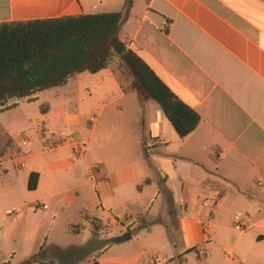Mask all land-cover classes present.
I'll use <instances>...</instances> for the list:
<instances>
[{
  "label": "crops",
  "instance_id": "obj_1",
  "mask_svg": "<svg viewBox=\"0 0 264 264\" xmlns=\"http://www.w3.org/2000/svg\"><path fill=\"white\" fill-rule=\"evenodd\" d=\"M102 12H122L119 39L200 121L180 138L157 102L122 85L115 63L34 101L9 99L17 105L0 112V261L21 264L42 249L30 264H101L93 222L109 220L140 231L143 254L145 239L157 241V264H185L191 248L202 264H264V191L255 186L264 182V0H0V23ZM107 107L136 134L101 136Z\"/></svg>",
  "mask_w": 264,
  "mask_h": 264
},
{
  "label": "trees",
  "instance_id": "obj_2",
  "mask_svg": "<svg viewBox=\"0 0 264 264\" xmlns=\"http://www.w3.org/2000/svg\"><path fill=\"white\" fill-rule=\"evenodd\" d=\"M130 3L127 0V6ZM122 19V12H102L0 23V112L17 105L8 103L9 99L34 101L37 92L63 86L75 74H93L115 63L127 73L128 88L139 101L154 100L180 138L189 134L200 117L119 39ZM37 178L36 173L29 175V190L36 187ZM135 221L140 222L139 227L149 228L142 217ZM95 227L93 223V238ZM129 236L130 231L113 241ZM77 250L83 252L86 246ZM41 257L42 249L21 264L41 262Z\"/></svg>",
  "mask_w": 264,
  "mask_h": 264
},
{
  "label": "rangeland",
  "instance_id": "obj_3",
  "mask_svg": "<svg viewBox=\"0 0 264 264\" xmlns=\"http://www.w3.org/2000/svg\"><path fill=\"white\" fill-rule=\"evenodd\" d=\"M115 73L119 76V80L121 81L122 85H126L128 87V75L124 71V69L120 68L119 66L115 65L114 69ZM77 76H74L71 78L68 82V85L65 87H57L56 89H60L62 91L65 89L70 88L73 85V82ZM45 95V94H43ZM44 97V96H43ZM42 98V96H41ZM23 105L27 106V109L30 111H35L38 107V103H29L23 102ZM104 115H109L110 118L108 121L100 124V135L101 136H107L111 138H117V137H124V136H132L136 134V130H131L127 128V121H125L123 118H121V115L119 114V117L116 115L115 112H113V109L111 107H107L105 109ZM148 221H152V217H147ZM95 224V236L96 242H94V248L96 252H100L102 255L100 258L101 264H123L120 258L124 255L130 256V260L127 264H157L158 258H161L159 255V252L161 251V248L156 245L155 242L157 241H149L145 239V253L143 254L141 249L139 248L138 244L135 242V239L140 238V243H143V235H140V231H131L130 232V239L124 240L122 242L115 243L113 240L115 238L121 237L123 238L126 233V228H121L120 224H110L106 225L105 222H93ZM138 225L140 222H137ZM132 223L130 227L133 225ZM171 227L174 228L175 224H171ZM118 236V237H117ZM236 237V234H233V238ZM89 248H91V245H89ZM107 248V249H106ZM106 250V251H105ZM226 253H231L230 250H228ZM197 253L194 251H190L188 253V259L186 260L185 264H202V258H199ZM95 256V255H93ZM158 257V258H157ZM10 259L8 258H1L2 264H9L8 262ZM245 263V262H244ZM125 264V263H124ZM235 264H237L235 262ZM246 264V263H245Z\"/></svg>",
  "mask_w": 264,
  "mask_h": 264
},
{
  "label": "built area",
  "instance_id": "obj_4",
  "mask_svg": "<svg viewBox=\"0 0 264 264\" xmlns=\"http://www.w3.org/2000/svg\"><path fill=\"white\" fill-rule=\"evenodd\" d=\"M55 141V140H54ZM53 141V144H55V145H57V143H55ZM26 143V140L25 139H23V144H25ZM255 186L257 187V188H259L260 190H262V191H264V182H263V180H261V179H259V180H256V182H255ZM45 208L46 206L45 205H43V204H41L40 202H35L34 203V209H39V208ZM9 214H11L12 212L11 211H9L8 212ZM234 221H235V228L237 229V230H239V231H243V230H245L246 229V224H245V222H244V220H243V216H242V214L240 213V212H236L235 213V215H234ZM106 225H110V224H119L118 222H113V221H109V220H107L106 222ZM203 230H204V232L206 233V234H208L209 233V228H208V225L207 224H203ZM237 264H242V263H237Z\"/></svg>",
  "mask_w": 264,
  "mask_h": 264
}]
</instances>
